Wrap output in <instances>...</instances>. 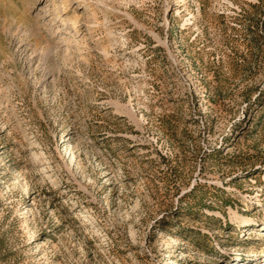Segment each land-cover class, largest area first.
Returning a JSON list of instances; mask_svg holds the SVG:
<instances>
[{
  "label": "rangeland",
  "instance_id": "rangeland-1",
  "mask_svg": "<svg viewBox=\"0 0 264 264\" xmlns=\"http://www.w3.org/2000/svg\"><path fill=\"white\" fill-rule=\"evenodd\" d=\"M262 224L264 0H0V264H264Z\"/></svg>",
  "mask_w": 264,
  "mask_h": 264
},
{
  "label": "bare ground",
  "instance_id": "bare-ground-1",
  "mask_svg": "<svg viewBox=\"0 0 264 264\" xmlns=\"http://www.w3.org/2000/svg\"><path fill=\"white\" fill-rule=\"evenodd\" d=\"M65 149H67V151H68V148L67 147ZM262 227L264 228V224H262Z\"/></svg>",
  "mask_w": 264,
  "mask_h": 264
}]
</instances>
